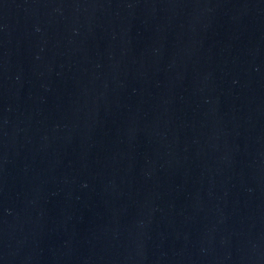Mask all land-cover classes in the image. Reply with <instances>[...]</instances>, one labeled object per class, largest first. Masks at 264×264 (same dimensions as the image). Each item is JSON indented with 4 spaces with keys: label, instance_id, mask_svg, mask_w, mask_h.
<instances>
[{
    "label": "water",
    "instance_id": "water-1",
    "mask_svg": "<svg viewBox=\"0 0 264 264\" xmlns=\"http://www.w3.org/2000/svg\"><path fill=\"white\" fill-rule=\"evenodd\" d=\"M0 264H264V0H0Z\"/></svg>",
    "mask_w": 264,
    "mask_h": 264
}]
</instances>
